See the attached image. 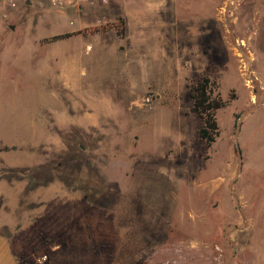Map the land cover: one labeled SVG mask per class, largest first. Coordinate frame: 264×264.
<instances>
[{
	"label": "rangeland",
	"instance_id": "1",
	"mask_svg": "<svg viewBox=\"0 0 264 264\" xmlns=\"http://www.w3.org/2000/svg\"><path fill=\"white\" fill-rule=\"evenodd\" d=\"M0 233L14 264H264V0H0Z\"/></svg>",
	"mask_w": 264,
	"mask_h": 264
},
{
	"label": "trees",
	"instance_id": "2",
	"mask_svg": "<svg viewBox=\"0 0 264 264\" xmlns=\"http://www.w3.org/2000/svg\"><path fill=\"white\" fill-rule=\"evenodd\" d=\"M107 26H116L120 30L124 29L123 21L119 23H110L101 25L102 28ZM100 26H95L87 29L88 31H94L101 28ZM74 33H61L53 35L49 38L50 41H56L59 39L67 38ZM191 96L193 98V109L197 112L200 117L201 124L198 128L197 135L198 138L205 141L206 144H211L215 140V136L218 132V124L215 118L216 111L225 105L219 97L214 96L210 88V79L208 77H203L194 86L191 91Z\"/></svg>",
	"mask_w": 264,
	"mask_h": 264
},
{
	"label": "built area",
	"instance_id": "3",
	"mask_svg": "<svg viewBox=\"0 0 264 264\" xmlns=\"http://www.w3.org/2000/svg\"><path fill=\"white\" fill-rule=\"evenodd\" d=\"M8 7H15L17 0H3ZM51 4L58 8H63L67 5H76L78 8L86 3H97L99 5H104L108 0H50Z\"/></svg>",
	"mask_w": 264,
	"mask_h": 264
},
{
	"label": "crops",
	"instance_id": "4",
	"mask_svg": "<svg viewBox=\"0 0 264 264\" xmlns=\"http://www.w3.org/2000/svg\"><path fill=\"white\" fill-rule=\"evenodd\" d=\"M0 264H14L10 256L8 245L4 240L3 234L0 233Z\"/></svg>",
	"mask_w": 264,
	"mask_h": 264
}]
</instances>
